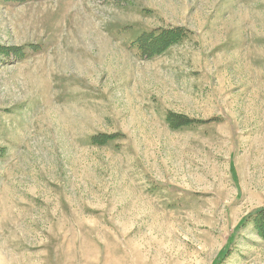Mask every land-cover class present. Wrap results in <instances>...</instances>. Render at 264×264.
I'll list each match as a JSON object with an SVG mask.
<instances>
[{"label":"rangeland","instance_id":"1","mask_svg":"<svg viewBox=\"0 0 264 264\" xmlns=\"http://www.w3.org/2000/svg\"><path fill=\"white\" fill-rule=\"evenodd\" d=\"M0 48V264H264V0H0Z\"/></svg>","mask_w":264,"mask_h":264},{"label":"trees","instance_id":"2","mask_svg":"<svg viewBox=\"0 0 264 264\" xmlns=\"http://www.w3.org/2000/svg\"><path fill=\"white\" fill-rule=\"evenodd\" d=\"M10 2H24L28 0H5ZM34 1V0H33ZM183 36L182 31H168V32H162L159 35H152V34H144L140 39L137 40V45L145 56H149L152 54V56L161 53V51L165 50L167 47L171 45H175L177 43V40H180ZM5 48H0V53H4L3 51ZM22 56V50L19 54L15 57ZM172 119V118H171ZM176 127L182 126L181 124L178 125L177 123L171 124ZM183 127V126H182ZM251 223L253 224L254 231L256 234L261 237L264 240V209H261L254 214H252Z\"/></svg>","mask_w":264,"mask_h":264}]
</instances>
